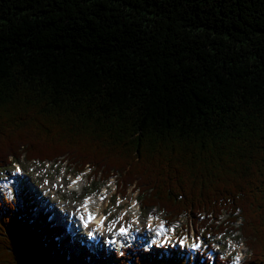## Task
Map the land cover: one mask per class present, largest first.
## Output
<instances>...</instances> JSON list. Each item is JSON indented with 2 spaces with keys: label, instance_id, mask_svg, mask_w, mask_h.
Returning <instances> with one entry per match:
<instances>
[{
  "label": "trees",
  "instance_id": "obj_1",
  "mask_svg": "<svg viewBox=\"0 0 264 264\" xmlns=\"http://www.w3.org/2000/svg\"><path fill=\"white\" fill-rule=\"evenodd\" d=\"M21 159L135 184L264 264V0H0V170ZM2 200L0 264H91L27 192ZM93 260L228 264L130 245Z\"/></svg>",
  "mask_w": 264,
  "mask_h": 264
},
{
  "label": "rangeland",
  "instance_id": "obj_2",
  "mask_svg": "<svg viewBox=\"0 0 264 264\" xmlns=\"http://www.w3.org/2000/svg\"><path fill=\"white\" fill-rule=\"evenodd\" d=\"M34 163H36L35 166H33ZM16 164H18L19 166H16ZM41 165L42 164L38 163L37 161L27 162L25 159H21L20 161H18V163L12 164V167L10 169H1L0 180L1 181L13 180L15 184L10 183V187L5 186L4 184L0 185V204L3 201L2 200L3 197L19 200L20 195L22 194L21 188L23 187L21 180L22 182L25 181L26 183L29 184V180L30 178H32L34 181H36L38 185V187L34 186V188H38L39 192L42 194V197L46 199L45 205L48 208L54 207L53 209L54 212H56V210L59 209L62 210L64 213H66V215H68V213L72 211L73 208L78 207V205H81L82 197L84 195H89L93 197L95 200H97L98 198L103 196L100 194L103 188L110 183L109 182L110 179L105 180L100 174L93 175L91 169L86 168L80 174H84L85 172H87L86 174L88 176L87 179L83 178L81 187L77 188V190H73L72 189L74 187L73 186L72 188H69L72 190L70 191L67 188V186L71 184L72 180H74L77 174L71 172L72 168L69 162L67 161L60 163L46 162L45 165L42 168H40L39 166ZM116 181H117L116 178H114L113 180L114 184L111 183L110 186L108 187V190L112 193L111 194L112 196H110L108 201L107 199H105L102 205V212H104L105 216L108 217L107 222L111 226V229L107 231L105 237L98 238L99 239L98 241H101L102 244H105L102 246V247H107L105 250L107 251L114 250L120 254L121 250L119 247L129 245L125 242L133 241V240L129 239L128 237L122 236L116 238L117 241L113 242V240L111 239L112 234L116 229L118 230L119 228H123L124 227L123 225L129 221L128 214L124 219L121 218L122 211L126 210L127 212L130 213L132 198H129V196L132 195L133 197H137V198L139 196H137L138 191L134 189L135 184H132L128 188V190H126L125 195L119 194L118 191H122V185H118V182ZM61 182L63 183L62 185H60ZM18 184L20 185L19 188H17ZM119 196H120V201H119ZM99 201L101 202L102 200ZM153 210L155 209L144 208L142 205H140L139 212H140L141 220L139 221V223H141V228L143 230L137 231L136 229L135 231L138 232V235L140 237H142V240L139 241H145L143 243L144 245H147L148 242L153 241L152 240L153 234L151 231H149L150 228L148 227V223L146 226L148 215ZM39 212H43V211L38 210L37 213L40 214ZM158 212L160 213V221L166 220L164 217V213H161L160 211ZM119 218L121 220H119ZM175 221H178L175 223L178 227L182 225V229H184L187 233L190 234L191 241H195V239L192 236L193 233L196 236L198 244L190 245V251L196 256L200 255L201 252L205 248H207L208 243H209V247H214L216 249L217 251L215 252L216 255L220 254L224 257L228 255L229 249L231 246L232 247L234 246V243L236 244V246H240V249H242V256L240 257H243V260L251 253L250 248L248 250L247 246L244 243V238L242 237L241 232L239 231H233L229 229L226 232H224L222 234L223 237L219 239L220 236L218 234H214L213 231L206 230L209 229V226L212 223L211 220H208V222L205 223L204 221L201 220V218L199 220L193 218L192 220L188 216H183L182 218H178ZM170 223L171 222H167V224ZM235 224L237 226L239 222ZM108 237L111 238L108 240ZM110 241H112V243L114 244L110 245L109 243ZM70 245L71 244L67 246L69 247ZM209 247L207 248V250L210 249ZM236 252L238 254H241L239 249L236 250Z\"/></svg>",
  "mask_w": 264,
  "mask_h": 264
},
{
  "label": "bare ground",
  "instance_id": "obj_3",
  "mask_svg": "<svg viewBox=\"0 0 264 264\" xmlns=\"http://www.w3.org/2000/svg\"><path fill=\"white\" fill-rule=\"evenodd\" d=\"M83 178H84L83 175H81L80 177L74 179L73 183H71V185L69 187L72 188L74 186L72 189L73 190H77V188L81 187ZM10 180H12V179H10ZM10 183L11 184H15V182L13 180L12 181H9V180H2L1 181L0 180V185H3L4 184L5 186L10 187ZM23 185H24V187L21 188V191L27 192V195L29 197H32V196L35 195V193H36L35 192V189H33L28 183L23 182ZM100 194L103 195V196H101L97 200H95L94 198H92L91 201H90V205L93 207V209L91 207H87V211H90L92 213L91 214L92 223H91V225H89L87 227V229L88 230H91L92 234L95 237H99V235L100 236H104L107 233V231L109 229H111V226L109 225V223H107V221L105 222V219H103L101 217V213H102V205L104 203V200L106 198H108L109 196H111L112 193L105 186ZM99 200H102V201L100 202ZM108 200H109V198L107 199V201ZM44 201H45V199L37 198L36 201H35V205L38 206V209L39 210H41V211H43L45 213H47V212L51 213L50 210H47V206L44 204ZM127 201H128V199H127ZM136 209H137V202L135 201L134 198H132V203H131V209H130V211L135 213L134 216H132V219H133V221L131 222V229H132V231L129 230L125 234V235H128V238L131 239V240H133L134 237H137V234H135L133 232V230H135L134 227H137V225H138V227L141 226V225H139L140 223L137 220V218H135V217H137V213H138ZM78 210L79 211L82 210V204L80 205V208H78ZM78 210L75 207V208L72 209V211L69 212L68 215H66L62 210H60V212H61V214L67 216L66 219H67L68 222H71L73 224V223H76L77 222V218H76L75 212L77 213ZM122 212H126V210H124ZM123 216L124 215H121V218H123ZM151 216H154V219L155 220L158 219V217H155V214L154 213ZM71 220H73V221H71ZM119 220H121V219L119 218ZM55 221H56V218L54 217V219L52 220V222H55ZM95 226H97V227L95 228ZM148 226H153L152 222L149 221L148 222ZM95 229H97V230H95ZM119 230H122V229L120 228ZM116 231H117V229L114 231V234L116 233ZM119 232L120 231H118V236L121 235ZM75 233H76V230H72L71 234H69L68 236L70 237L72 234H75ZM168 235H169V233L167 234V236ZM66 238H67V236H66ZM136 239L137 240H140L139 238H136ZM145 247H147V246H145Z\"/></svg>",
  "mask_w": 264,
  "mask_h": 264
},
{
  "label": "snow or ice",
  "instance_id": "obj_4",
  "mask_svg": "<svg viewBox=\"0 0 264 264\" xmlns=\"http://www.w3.org/2000/svg\"><path fill=\"white\" fill-rule=\"evenodd\" d=\"M239 260H240V257H236L237 264H239Z\"/></svg>",
  "mask_w": 264,
  "mask_h": 264
}]
</instances>
